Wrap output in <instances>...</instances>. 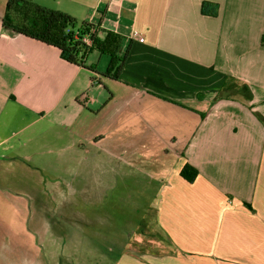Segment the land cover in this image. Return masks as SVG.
Listing matches in <instances>:
<instances>
[{
	"label": "crops",
	"instance_id": "0c3cea01",
	"mask_svg": "<svg viewBox=\"0 0 264 264\" xmlns=\"http://www.w3.org/2000/svg\"><path fill=\"white\" fill-rule=\"evenodd\" d=\"M8 1L0 0V200L13 217L23 215L17 198L46 214L39 170L60 157L92 166L99 181L113 163L115 183L144 179L157 202L114 264H264V0H34L101 38L122 35L118 79L104 76L107 55L77 66L5 28ZM204 2L218 15H204ZM185 163L199 172L193 182L181 176ZM120 164L132 170L119 176ZM25 232L26 241L20 226H0V264H50Z\"/></svg>",
	"mask_w": 264,
	"mask_h": 264
},
{
	"label": "rangeland",
	"instance_id": "374dc122",
	"mask_svg": "<svg viewBox=\"0 0 264 264\" xmlns=\"http://www.w3.org/2000/svg\"><path fill=\"white\" fill-rule=\"evenodd\" d=\"M107 167L99 181L92 166L78 167L60 157L51 168L39 170L44 178L46 214L37 213L42 209L40 202L17 198L23 215L13 217L12 203L0 200V226L16 230L20 226L24 241L26 229L50 264H114L123 257L142 221L156 214V186L142 183L144 179L136 185V179L121 177L115 183L114 164ZM129 170L124 164L117 168L119 176ZM145 231L149 238L153 231ZM154 241L149 243L155 248Z\"/></svg>",
	"mask_w": 264,
	"mask_h": 264
},
{
	"label": "trees",
	"instance_id": "16d2710c",
	"mask_svg": "<svg viewBox=\"0 0 264 264\" xmlns=\"http://www.w3.org/2000/svg\"><path fill=\"white\" fill-rule=\"evenodd\" d=\"M219 7L209 2L202 4V13L207 16H217ZM5 28L37 40L48 46L57 48L61 58L70 64L85 67L89 55L95 51L110 58V63L104 76L119 78L126 57L120 55L125 38L113 31H104L105 36H99V30L92 24H78L71 15L39 5L34 0H9L3 20ZM89 36L91 43L84 38ZM92 70V68H88ZM198 170L185 163L181 176L188 182L198 177Z\"/></svg>",
	"mask_w": 264,
	"mask_h": 264
},
{
	"label": "built area",
	"instance_id": "2783aa9c",
	"mask_svg": "<svg viewBox=\"0 0 264 264\" xmlns=\"http://www.w3.org/2000/svg\"><path fill=\"white\" fill-rule=\"evenodd\" d=\"M134 37H135L136 40H138V41H140V42H143V41H144V37H143L139 32H136V33L134 34ZM84 41H85L86 43H88V44L91 43L89 36H86V37L84 38Z\"/></svg>",
	"mask_w": 264,
	"mask_h": 264
}]
</instances>
